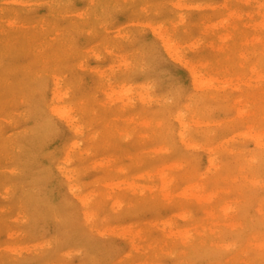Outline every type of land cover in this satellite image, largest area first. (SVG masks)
Returning a JSON list of instances; mask_svg holds the SVG:
<instances>
[{
  "label": "rangeland",
  "instance_id": "rangeland-1",
  "mask_svg": "<svg viewBox=\"0 0 264 264\" xmlns=\"http://www.w3.org/2000/svg\"><path fill=\"white\" fill-rule=\"evenodd\" d=\"M263 17L0 0V264H264Z\"/></svg>",
  "mask_w": 264,
  "mask_h": 264
},
{
  "label": "bare ground",
  "instance_id": "bare-ground-1",
  "mask_svg": "<svg viewBox=\"0 0 264 264\" xmlns=\"http://www.w3.org/2000/svg\"><path fill=\"white\" fill-rule=\"evenodd\" d=\"M232 14H233V16H235L234 13H232ZM228 17H230V16H228ZM254 23H255V28L258 27L260 30L264 31V17L261 18L260 21H258V22L254 21ZM240 29H241V28H240L239 26H237V25H232V27H231V31H232V33L236 34L237 36L239 35ZM161 31H162V29H161ZM161 33H162V32H159L160 35H162ZM166 33H167V32H166ZM169 33H170V32H169ZM169 33H168V34H169ZM165 35H166V34H165ZM168 37H169V38H168ZM161 39H162V41H163V45H164L166 51L169 52L171 55H172V52H173V51H175V52H176V51H177V52L179 51V50H177L178 48L176 49V47L179 46V45H176L177 43L174 44L176 41H174V43L172 42V39H173V38L171 39V36H168V35H167L166 38H165V37H163V35H162V36H161ZM220 39L224 40L225 37L222 36V37H220ZM177 41H178V40H177ZM174 45H175V46H174ZM180 45L182 46V44H180ZM179 47H180V46H179ZM182 47H183V46H182ZM175 55H176V53H175ZM177 55H178V54H177ZM179 55H180V54H179ZM179 55H178V56H179ZM182 55H183V54H182ZM182 55H181V56H182ZM173 56H174V55H173ZM178 56L176 57L177 59L182 58V57L179 58ZM205 64L209 65L210 63L208 64V62H205V63H203L201 66H199V64H198V66H199V68H200V67H202V66L205 65ZM218 64H219V63H218ZM205 66H206V65H205ZM218 66H219V65H218ZM192 67H193V66H192ZM194 67H195V66H194ZM196 67H197V66H196ZM203 67H204V66H203ZM211 67H212V65H211ZM197 68H198V67H197ZM207 68H209V67L207 66ZM216 68H217V67H216ZM192 69H194V68H192ZM196 70H197V69H195V71H196ZM198 70H199V69H198ZM200 70H202V69H200ZM200 70H199V71H200ZM209 70H210V69H209ZM222 70H223V69H222ZM193 71H194V70H192V72H193ZM195 71H194V73H195ZM210 71H211V70H210ZM213 71H214V70H213ZM219 71H220V72H223V71H221V70H219ZM219 71H217V72L220 73ZM196 72H197V71H196ZM200 72H201V71H200ZM204 72H205V71H204ZM204 72L202 73V74H203L202 76H201V73H200L199 77H200V76H201V77L204 76V78H205L206 76L204 75ZM214 72H215V71H214ZM198 74H199V73H198ZM194 75H195V74H194ZM196 75H197V74H196ZM207 76H208V75H207ZM212 76L214 77V75H212ZM195 77H196V76H195ZM197 77H198V76H197ZM197 77H196V78H197ZM196 78H195V79H196ZM215 78H216V77H214V81H215ZM259 78H260V77H259ZM262 78H263V77H261V79H262ZM197 79H200V80H201V78H197ZM197 79H196V80H197ZM200 80H199V82H200ZM197 83H198V82H197ZM204 85H205V84H204ZM204 85H203V86H204ZM62 113H65V111L62 112ZM258 142H259V141H258ZM260 145H261V144H260ZM212 162H213V160H212ZM213 163H214V162H213ZM165 170H166V169H165ZM162 171H163V170H161L160 172H162ZM146 173H148V172H146ZM155 173H156V172H155ZM158 173H159V172H158ZM163 173H164V172H163ZM167 173H169V172H167ZM167 173H165L164 175L167 176V175H166ZM150 174H151V173H150ZM159 174H162V173H159ZM153 175H154V174H153ZM164 175H161L160 177H162V176H164ZM145 176H146V175H145ZM145 176H144V177H145ZM151 176H152V174H151ZM140 177L143 178V176H140ZM140 177H139V178H140ZM167 178H168V177H167ZM167 178H166V179H167ZM171 178H172V177H171ZM171 178H170V179H171ZM161 179L163 180V178H161ZM164 179H165V177H164ZM166 179L164 180V182L166 183L165 185L167 186L168 183H169V184L171 183V181L168 180V181H169V182H168ZM134 183H135V182H134ZM162 183H163V181H162ZM189 183H190V182H189ZM132 184H133V183H132ZM135 184H136V183H135ZM135 184H133L134 189L136 188L135 186H137V185H135ZM139 184H140V183H139ZM191 185H193V184H190V186H189V184H188L189 187H188V186L185 187L184 190L187 191L186 188L191 189L190 187H193V186L195 187L196 183H194L193 186H191ZM130 186L132 187L131 183H130L129 187H130ZM140 186H141V185H140ZM140 186H137V187H140ZM162 188H164L163 184H162ZM165 188H166V187H165ZM167 188H169V187L167 186ZM196 188H197V187H196ZM140 189H141V187H140ZM149 190H150V189H149ZM162 190H163V189H162ZM165 190H167V189H165ZM191 190H192V191H191ZM191 190H190V192H188V193L190 194V196H194V197H195V195H196V193L194 192L195 190H194V191H193V189H191ZM199 190H200V189H199ZM135 191H137V189H135ZM192 192H193V193H192ZM197 192H198V190H197ZM180 193H181L180 195L183 194V196H185V195L188 194L187 192H185V193H186L185 195H184L183 192H180ZM191 193H192V194H191ZM198 193H199V192H198ZM194 194H195V195H194ZM168 195H170V194H168ZM168 195H165L164 197H167ZM199 195H200V194H199ZM209 195H210V194H209ZM178 196H179V195H178ZM169 197H170V196H168V198H169ZM209 197H210V198H213V195L211 194ZM195 198H196V197H195ZM198 198H199V197H198ZM210 198H209V199H210ZM207 199H208V197H207ZM225 207H226V206H225ZM188 215H189V214H188ZM184 216H185V215H184ZM182 217H183V216H182ZM183 218L185 219L186 217H183ZM191 228H192V227H190L189 229H191ZM189 229H188V230H189ZM128 230H129V229H128ZM188 230H184V233L181 232V234H184L183 237L185 236V232L188 231ZM127 232H128V231H127ZM130 233H132V232H130ZM191 234H192V233H190V230H189L188 232H186V235H187L188 239H189V237H190V238L192 237ZM129 236H131V235H129ZM187 237H186L185 239H187ZM130 238H131V237H130ZM133 243H134V242H133ZM133 246H135V245L133 244Z\"/></svg>",
  "mask_w": 264,
  "mask_h": 264
}]
</instances>
